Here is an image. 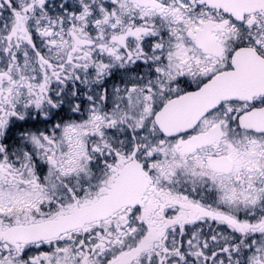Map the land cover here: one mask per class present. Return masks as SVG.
Listing matches in <instances>:
<instances>
[{"label":"snow or ice","instance_id":"snow-or-ice-1","mask_svg":"<svg viewBox=\"0 0 264 264\" xmlns=\"http://www.w3.org/2000/svg\"><path fill=\"white\" fill-rule=\"evenodd\" d=\"M0 264H264V0H0Z\"/></svg>","mask_w":264,"mask_h":264}]
</instances>
